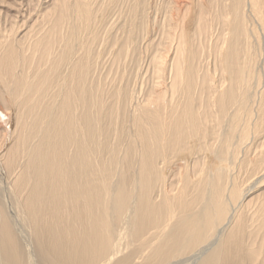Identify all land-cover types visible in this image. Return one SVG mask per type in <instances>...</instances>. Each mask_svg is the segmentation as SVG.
Segmentation results:
<instances>
[{
    "label": "bare ground",
    "instance_id": "bare-ground-1",
    "mask_svg": "<svg viewBox=\"0 0 264 264\" xmlns=\"http://www.w3.org/2000/svg\"><path fill=\"white\" fill-rule=\"evenodd\" d=\"M25 1L0 264H264V0Z\"/></svg>",
    "mask_w": 264,
    "mask_h": 264
},
{
    "label": "rangeland",
    "instance_id": "rangeland-1",
    "mask_svg": "<svg viewBox=\"0 0 264 264\" xmlns=\"http://www.w3.org/2000/svg\"><path fill=\"white\" fill-rule=\"evenodd\" d=\"M11 2H12V0H0V6H2L3 4H6V3H11ZM21 2H22V5L27 4V2L25 0H21Z\"/></svg>",
    "mask_w": 264,
    "mask_h": 264
}]
</instances>
